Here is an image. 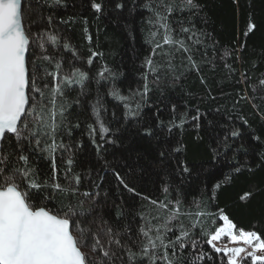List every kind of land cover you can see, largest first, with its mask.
<instances>
[{"label": "trees", "instance_id": "obj_1", "mask_svg": "<svg viewBox=\"0 0 264 264\" xmlns=\"http://www.w3.org/2000/svg\"><path fill=\"white\" fill-rule=\"evenodd\" d=\"M92 2L62 0L57 5L53 0H22L26 30L57 34L61 43L46 44L49 53L61 61L65 72L71 71V64L89 76L83 95L80 85H73L66 96L71 105L68 126L79 122L81 127H72L71 137H59L72 145V172L81 177L80 193L72 199L76 211L82 213L78 217L81 226L93 230L111 227L126 241L142 223L138 213L150 217L158 211L144 197L166 203L179 195L185 210L196 211V201L205 212L215 214L204 218L205 228L219 227L223 210L237 229L255 231L264 238V86L259 84L264 79V0H195L199 9L174 12L169 17L174 35L181 23L207 34L201 37L202 44L194 45L200 71L186 72L178 82L161 72L158 84H152L154 77L150 76L152 91L135 117L127 116L124 102L109 93L116 88L131 97L143 86L144 61L152 48L146 41L149 32L156 31L149 23L153 19L146 7L150 0H95L102 5L101 13L92 9ZM118 3L123 7L117 8ZM250 24L255 25L251 31ZM162 35L163 29L156 39L161 40ZM64 41L79 59L62 47ZM90 49L103 54L92 65L86 63ZM226 51L231 55L225 57ZM153 59L164 62L160 57ZM174 63L180 65L179 55ZM104 66L115 73L113 78L98 77ZM179 71L183 69L177 74ZM242 74L245 79L240 82ZM76 100L80 103H74ZM97 100L101 119L112 130L107 138L114 141L104 144L99 153L86 130L95 120L92 105ZM137 101L139 97L132 101L133 109ZM197 115L199 119L193 120ZM181 117L187 121L183 129L173 126ZM145 127L151 128L152 136L142 134ZM232 131L239 135L231 136ZM177 147L182 151H173ZM161 151L164 157L159 155ZM30 155L36 174L44 179L50 174V162L40 153ZM68 155L57 153L61 183ZM184 165L189 173L180 171ZM113 170L140 195L120 185ZM84 192L92 195L85 197ZM246 193L249 195L242 199ZM82 250L91 255L89 248ZM203 250L212 259L201 264H221L222 254L216 255L206 244Z\"/></svg>", "mask_w": 264, "mask_h": 264}, {"label": "snow or ice", "instance_id": "obj_2", "mask_svg": "<svg viewBox=\"0 0 264 264\" xmlns=\"http://www.w3.org/2000/svg\"><path fill=\"white\" fill-rule=\"evenodd\" d=\"M53 3L59 5L62 0H53ZM91 7L97 13L102 12L101 3L95 0ZM116 7L122 8L123 5L118 3ZM146 7L152 12L153 19L149 23L156 31H150L146 41L152 48L144 61L147 71L143 74V86L131 97L121 95L116 88L109 93L124 102L126 115L132 117L139 114L141 102L152 91L150 76L154 77L151 83L158 84L161 72L172 75L173 82H178L186 72L199 73L201 65L194 59V45L202 44L201 37L207 36L194 30V26H183V23L178 34L174 35L175 30L169 23L174 12L199 9L195 0H150ZM47 21L51 24L52 17H47ZM254 27L250 24L248 30ZM161 29L162 38L157 40ZM87 39L91 42L90 36ZM60 43L57 34L46 30L35 33L26 30L22 0H0V264H201L206 258L212 259V255L203 250V244L210 246L216 255L222 254L221 264H264V238L260 234L237 229L223 210L219 212V219L224 221V225L209 230L204 226V218L215 214L205 212L196 201H193L196 211L185 210L179 195L175 200H167L166 197V203L144 197L158 211L150 217L138 213L142 223L137 233L128 235L126 241L122 239L121 232L113 231L111 227L93 230L81 226L83 221L78 217L82 213H78L72 203L80 193L81 177L72 172V145L65 144L59 137H71L72 127H81L79 122L68 126L71 105L67 104L66 96L73 85H80L83 95L89 76L71 64V71L63 70L61 61L46 48V44L58 46ZM62 47L79 59L70 43L64 41ZM89 51L88 65H92L95 57L103 55ZM178 55L180 65L174 63ZM230 55L228 51L224 53L225 57ZM154 57H160L164 62L159 63ZM225 67L230 68L227 64ZM178 69L183 71L177 74ZM114 76L115 73L107 66L98 73L100 79ZM244 79L242 74L240 82ZM259 84L264 86V79ZM136 97L140 101L133 109L132 101ZM74 103L79 104L80 101ZM92 114L95 120L87 125L86 130L99 153L104 144L114 141L107 138L112 130L101 119L99 100L92 105ZM192 119L198 120L199 115ZM186 122L181 117L178 123L173 121V126L183 129ZM142 134L153 135L150 127H145ZM238 135V131L231 132L233 137ZM97 137L100 143H97ZM173 151L180 152L182 148L177 147ZM59 152L69 153L63 183L60 182L57 165ZM31 153H40L50 162V174L44 179L36 174L31 164ZM213 153H216L215 149ZM159 155L164 157L165 152L161 151ZM180 171L189 173L190 169L184 165ZM113 174L128 192L140 195L119 172L113 170ZM168 191L165 186L164 192ZM82 195L88 197L92 194L84 192ZM248 195L246 193L242 199ZM82 203L79 202L80 205ZM128 232L126 228L124 233ZM225 237L236 246H219ZM85 247L89 248L91 255L82 250Z\"/></svg>", "mask_w": 264, "mask_h": 264}, {"label": "rangeland", "instance_id": "obj_3", "mask_svg": "<svg viewBox=\"0 0 264 264\" xmlns=\"http://www.w3.org/2000/svg\"><path fill=\"white\" fill-rule=\"evenodd\" d=\"M223 225H224V221L221 222V224H220L219 227H221V226H223ZM224 244H229V246H236V245H232V244H230L229 241H228V238H227V237L223 238V239L219 242V246H223Z\"/></svg>", "mask_w": 264, "mask_h": 264}]
</instances>
